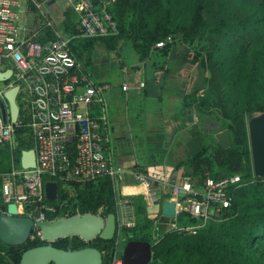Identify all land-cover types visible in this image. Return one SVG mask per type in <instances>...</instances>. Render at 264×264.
I'll return each instance as SVG.
<instances>
[{"label":"trees","instance_id":"1","mask_svg":"<svg viewBox=\"0 0 264 264\" xmlns=\"http://www.w3.org/2000/svg\"><path fill=\"white\" fill-rule=\"evenodd\" d=\"M108 1L107 10L117 23V34L77 38L71 42V50L87 65L96 40L109 50H115L121 40L128 41L140 60L152 57V70H157L161 56L169 52L174 40L181 36L192 47L190 62H200L209 76L205 78L208 87L201 95L198 90L184 95L180 112L184 116L194 108L198 120L207 113L217 127L207 134L196 122L198 133L192 139L194 149L174 167L173 178L182 170L181 179L188 177L194 186L200 187L206 175L220 178L239 173L243 183L235 191L227 216L219 222H209L195 234L172 227L154 238L156 216L154 210L149 209V198L139 192L131 195L134 224L123 228L124 243L149 241L152 246L149 264H264V177L254 175L247 131L248 119L264 112V0ZM157 42H164V46L156 47ZM151 85V79L145 76L142 86L145 98L151 96ZM219 107L223 109L221 116L214 114ZM223 129L230 131L232 139L227 148H221L215 140V134ZM17 131V150L30 149L27 128ZM166 150L167 145H162V152L148 149V154L154 152L152 161L149 162L147 154V164H137L133 171H140L158 183L167 171L160 160ZM10 167L8 143L1 140L0 192L1 174ZM124 181L133 183L135 179L130 175ZM132 188L125 187V190ZM164 196H171L170 191L166 190ZM47 202L51 205L50 210H44L47 220L83 214L105 217L115 210L114 188L108 177L59 182L57 198ZM171 221L176 227L197 222L185 211ZM112 242L113 238L107 241L96 237L86 241L72 235L57 239L52 245L72 250L95 247L101 251L104 264H108L113 257ZM45 243L38 230L22 245L9 246L0 241V264H19L24 250Z\"/></svg>","mask_w":264,"mask_h":264},{"label":"built area","instance_id":"2","mask_svg":"<svg viewBox=\"0 0 264 264\" xmlns=\"http://www.w3.org/2000/svg\"><path fill=\"white\" fill-rule=\"evenodd\" d=\"M71 11L69 22L58 27L46 6L55 0H0V141L8 143L11 167L2 173L1 203H15L18 214L37 222L50 210L45 184L67 179L87 181L110 178L115 194L116 231L113 257L108 264H123L117 253L122 250V230L134 224L131 194L118 188L125 167L116 162L112 150L111 122L105 92L112 85L94 80L71 50L77 38L115 35L117 23L107 10L108 0H63ZM171 41V38H167ZM156 47L164 46L157 42ZM143 83L139 84L140 89ZM17 87L16 120H11L7 92ZM127 90V85H122ZM27 128V139L34 151V165L23 167L17 150L18 129ZM27 150V149H26ZM135 183L142 185L150 205L173 198L177 214L185 211L196 223L176 227L195 234L209 222L227 216L235 191L243 184L239 173L213 178L206 175L200 187L188 177L176 179L167 188L140 171H131ZM169 190L171 196L164 193ZM174 218V217H173Z\"/></svg>","mask_w":264,"mask_h":264},{"label":"water","instance_id":"3","mask_svg":"<svg viewBox=\"0 0 264 264\" xmlns=\"http://www.w3.org/2000/svg\"><path fill=\"white\" fill-rule=\"evenodd\" d=\"M53 1V0H52ZM0 74V79L7 77ZM17 87L7 92L11 108V120L17 118L18 107L15 101ZM3 119L5 113L0 101ZM187 122H193L194 115L186 116ZM247 131L250 144L253 172L256 177H264V112L253 114L247 121ZM215 140L221 148L231 146L230 131L223 129L215 134ZM23 167L34 165L33 149L21 151ZM58 193V184L49 181L45 184V197L55 200ZM162 214L168 217L177 215L176 205L173 201H163ZM39 231L41 238L46 242L24 250L21 253L19 264H104L101 251L95 247L87 246L79 249H61L52 245L57 239L76 235L88 241L99 237L102 240H111L116 231V218L114 213L105 217L97 214H83L69 218L57 217L53 220H39L34 222L30 218L18 214L15 203H0V241L9 246L22 245L27 242L31 233ZM123 264H149L152 259V246L149 241H126L121 251L117 253Z\"/></svg>","mask_w":264,"mask_h":264},{"label":"crops","instance_id":"4","mask_svg":"<svg viewBox=\"0 0 264 264\" xmlns=\"http://www.w3.org/2000/svg\"><path fill=\"white\" fill-rule=\"evenodd\" d=\"M101 79L109 81L112 85L105 92V102L111 122L113 155L116 162L124 166L126 170L118 180L117 185L120 192L131 195L139 192V194L146 195V190L142 185H137L135 181L126 183L124 179L130 175L134 178L131 171L135 165L145 166L147 164L146 150L152 149V143H154V150L156 151H162V145H167L163 161V168L167 171L159 182L164 187L165 183L167 188L170 187L172 181L180 179V170L173 178L174 167L193 150L192 139L198 133L197 116L194 115V121L191 123L187 122L186 119L188 112H185L184 116L180 111H177L164 118H161L160 115L158 117L156 112L147 109L149 103L145 102L142 88L140 89L139 85L133 82L131 76H123L119 84L120 87L106 78ZM123 84L127 85V90L122 89ZM158 100L154 96L151 105L158 103ZM125 187L133 188L126 191ZM152 207L154 208V215L158 217L153 229V237L155 238L167 229L174 227V223L167 221V219H171L168 216L159 219L160 216H163L160 203ZM156 223L160 229H157Z\"/></svg>","mask_w":264,"mask_h":264},{"label":"rangeland","instance_id":"5","mask_svg":"<svg viewBox=\"0 0 264 264\" xmlns=\"http://www.w3.org/2000/svg\"><path fill=\"white\" fill-rule=\"evenodd\" d=\"M45 8L48 10L52 21L58 27H62L64 22H69L68 18H71L73 14L71 11L68 14L65 12L66 6L63 0H55L50 7L46 6ZM163 55L160 58V64L157 70H152L153 58L150 57L140 60L137 51L130 42L121 40L115 50H109L103 43L96 40L93 44L91 62L84 66L94 80L106 78L118 84L119 87L125 75L131 76L133 82L138 85L141 82L143 83L145 76L149 77L152 85L150 88L151 96L145 98V102L149 103L147 109L153 110L158 114V117L160 115L161 118H164L174 112L181 111L184 95L195 90H198L200 95L204 92V88L208 87L205 84V78L209 76V71L200 62L195 64L190 62L192 58V47L188 46L181 36L174 40L171 50L165 52ZM115 86L118 87L117 85ZM154 96L159 100L158 103L151 105ZM152 106H154L153 109ZM222 111V107H219L214 111V114L221 116ZM188 113L196 116L194 108L188 110ZM197 122L202 132L207 134L217 127L214 119L207 113H204L201 119H197ZM153 149L154 143H152L151 150ZM147 154L148 150H146V156ZM151 154H148L149 162L153 159V155ZM161 154L162 157L160 160L163 162L166 152ZM170 201L174 200L172 199ZM48 205L51 206L49 203ZM149 209L154 210L152 205L149 206ZM162 217L165 218L166 216H160L159 219ZM157 219L156 216L155 222ZM167 221L172 222L171 219H167ZM157 229L160 228L157 227ZM103 261L105 262L104 258Z\"/></svg>","mask_w":264,"mask_h":264},{"label":"bare ground","instance_id":"6","mask_svg":"<svg viewBox=\"0 0 264 264\" xmlns=\"http://www.w3.org/2000/svg\"><path fill=\"white\" fill-rule=\"evenodd\" d=\"M175 203V202H174ZM176 206H178V204L175 203Z\"/></svg>","mask_w":264,"mask_h":264},{"label":"flooded vegetation","instance_id":"7","mask_svg":"<svg viewBox=\"0 0 264 264\" xmlns=\"http://www.w3.org/2000/svg\"><path fill=\"white\" fill-rule=\"evenodd\" d=\"M95 238H96V237H95ZM95 238H94V239H95ZM91 240H93V239H91Z\"/></svg>","mask_w":264,"mask_h":264}]
</instances>
